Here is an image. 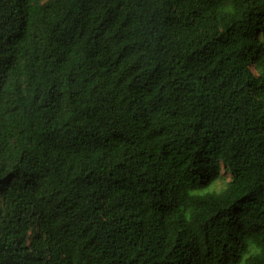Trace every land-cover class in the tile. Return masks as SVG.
<instances>
[{"label":"trees","instance_id":"obj_1","mask_svg":"<svg viewBox=\"0 0 264 264\" xmlns=\"http://www.w3.org/2000/svg\"><path fill=\"white\" fill-rule=\"evenodd\" d=\"M0 264H264V0H0Z\"/></svg>","mask_w":264,"mask_h":264},{"label":"rangeland","instance_id":"obj_2","mask_svg":"<svg viewBox=\"0 0 264 264\" xmlns=\"http://www.w3.org/2000/svg\"><path fill=\"white\" fill-rule=\"evenodd\" d=\"M220 173L224 176L225 180L229 179V174L225 173L223 169L220 170Z\"/></svg>","mask_w":264,"mask_h":264}]
</instances>
